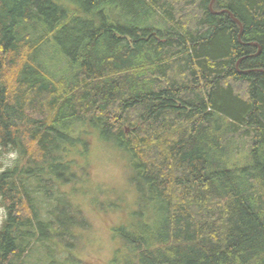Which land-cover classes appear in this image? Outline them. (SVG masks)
Returning <instances> with one entry per match:
<instances>
[{"label": "trees", "instance_id": "16d2710c", "mask_svg": "<svg viewBox=\"0 0 264 264\" xmlns=\"http://www.w3.org/2000/svg\"><path fill=\"white\" fill-rule=\"evenodd\" d=\"M210 2L0 0V264H77L92 139L138 190L109 264H264V0Z\"/></svg>", "mask_w": 264, "mask_h": 264}, {"label": "rangeland", "instance_id": "374dc122", "mask_svg": "<svg viewBox=\"0 0 264 264\" xmlns=\"http://www.w3.org/2000/svg\"><path fill=\"white\" fill-rule=\"evenodd\" d=\"M126 131L129 132L128 127ZM93 140H91V151L88 157L87 181L74 186L77 192L73 196L77 200L75 202L90 225L89 230H82L81 226L78 227L80 229L77 227L75 229L76 232H80L81 238L73 247L74 253L70 251V254L75 256L77 264H109L119 245V240L113 238L111 230L119 221L124 223L130 221L138 200L137 187L129 179L130 170L126 164V157L113 145L101 139ZM243 150V144L239 143L234 158L242 156ZM16 155L11 150H5L0 154V172L13 164ZM81 161L85 159H79V163ZM63 189L69 194L73 192V186L69 183H65ZM109 200L118 202L119 207H99ZM54 205L56 206L57 203L55 202ZM59 207L64 208L66 213V202L59 204ZM147 208L148 211H145L149 212V207ZM5 211L0 203V226L5 217ZM67 256L66 250L55 253V257L60 260L67 259ZM25 264H48L45 250L42 247H33Z\"/></svg>", "mask_w": 264, "mask_h": 264}, {"label": "water", "instance_id": "95a60500", "mask_svg": "<svg viewBox=\"0 0 264 264\" xmlns=\"http://www.w3.org/2000/svg\"><path fill=\"white\" fill-rule=\"evenodd\" d=\"M213 1H214V0H211V2H210V4H209V8L211 9L212 13L227 12V13H228V14L234 19V21L240 26V31H241V30H242L241 22H240L236 17H234L233 14H232L229 10H227V9H223V10H221V11H214V10L212 9ZM256 45H257V44H256ZM259 49H260V47H259ZM259 49H258V50H259Z\"/></svg>", "mask_w": 264, "mask_h": 264}]
</instances>
